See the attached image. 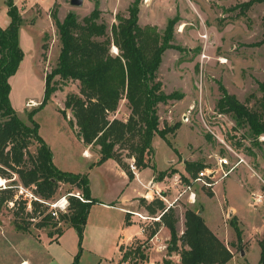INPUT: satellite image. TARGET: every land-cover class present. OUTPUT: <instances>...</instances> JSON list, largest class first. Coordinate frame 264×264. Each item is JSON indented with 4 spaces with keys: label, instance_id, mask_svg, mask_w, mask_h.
<instances>
[{
    "label": "rangeland",
    "instance_id": "rangeland-1",
    "mask_svg": "<svg viewBox=\"0 0 264 264\" xmlns=\"http://www.w3.org/2000/svg\"><path fill=\"white\" fill-rule=\"evenodd\" d=\"M13 1L15 4L18 2L17 7L25 22L19 31V45L24 57L9 81L10 99L20 120L31 125L29 113L39 104L31 107L29 103L32 100L40 104L43 102L46 76L56 67L61 50L53 13L60 21L69 13H74L82 22L84 17L98 8L102 13L99 23H105L111 35L112 26L117 24V16L127 17L128 8L134 0H84L81 7H72L70 0ZM245 1L252 0H142L139 14L142 28L152 26L163 34L168 23H173V39L170 42L173 49L164 53L157 76L163 85V92L166 95L176 94V98L160 104L158 115L160 128L179 123L180 129L167 136L170 145L160 136H155L154 151L147 158L150 165L155 166L156 172L152 168L146 169L150 195L142 198L144 203L142 200L139 203L142 214L147 217L144 223L139 222L145 234L127 246L130 251L138 246L145 250L147 261L140 260L139 264H162V260L177 264L178 258L175 256L166 257L171 232L161 224L162 212L152 214L148 209V205L156 199L161 200L160 195L165 199L164 204L172 206L176 213V231L179 236L185 230V212L192 209L201 214L211 231L221 236V241L234 253L237 264H258L260 260L261 248L256 240L264 236V135L256 143L246 128H237L230 115L219 112L217 108L222 96L221 84L252 109L262 96L259 83H264V44L258 47L252 45L264 39V4L257 0L243 16L241 5ZM8 21L6 0H0V26L4 28ZM111 53L116 55L117 48L112 47ZM53 85L58 91L46 106L36 112L33 119L39 125L43 140L47 144L46 140L50 141L48 145L52 152L55 151L57 159L64 156L65 149L76 156V163L82 164V148L77 143V135L73 134L71 127H62V117L60 119L56 114L58 108L65 109L68 95L79 92V84L63 82L57 77ZM67 115L68 120L73 119L70 110H67ZM129 116L128 104L122 100L119 110L111 117L127 121ZM226 146L239 152L247 164L238 166L229 177L217 179L212 187L197 182L198 175L189 174L187 164H201L205 167L203 170H213L218 168L220 157L236 162V157ZM93 150L98 153L99 149ZM30 151L34 153L36 147L31 146ZM122 154L124 163L131 168L135 161L126 157L127 151H122ZM139 171L136 169L132 172ZM159 172H167L163 181L157 179ZM9 177L5 179L9 180L10 185L16 176L9 173ZM188 185L196 193L195 202L189 200ZM68 188L61 185L59 192L64 194ZM95 194L100 195L96 188ZM75 195L82 196L79 191H75ZM259 196L263 197L262 203L256 201ZM20 197L15 198V201L20 200ZM52 210L58 212L54 216L57 221L68 212V209ZM100 211V207L95 205L92 218ZM14 213L15 209L7 206L0 213V264H23L24 260L27 264L73 262L80 248L74 229H68L57 243H50L48 232L52 228L38 229L36 224L39 219H36L25 223L31 233L20 232L14 224ZM234 224L242 231L241 240L238 239ZM65 226V222L60 225ZM157 227H161V230L153 239L150 236ZM137 230L134 226L130 233ZM96 233L94 231L90 237L93 249L90 248L93 251L102 248L101 258H96L82 241L80 264H120L119 243L107 239L104 234L96 237ZM232 244L235 247H231ZM249 250L247 257L246 252ZM242 251L245 252L244 256L241 255Z\"/></svg>",
    "mask_w": 264,
    "mask_h": 264
},
{
    "label": "trees",
    "instance_id": "trees-1",
    "mask_svg": "<svg viewBox=\"0 0 264 264\" xmlns=\"http://www.w3.org/2000/svg\"><path fill=\"white\" fill-rule=\"evenodd\" d=\"M256 1L241 5L243 16ZM258 2L264 4V0ZM141 3L142 0H134L128 8L127 17L117 16V24L112 26L111 35L107 25L99 23L102 13L98 8L84 17L82 22L74 13H69L63 21L53 13L61 50L56 67L46 76L45 98L38 108L29 113L31 125H27L20 120L12 106L9 83L24 57L19 45V31L25 22L15 2L6 0L10 21L6 28L0 26V175L6 178L11 173L16 178L9 188L0 191V213L4 206L9 207V203L13 202L14 207L10 209H15L16 229L31 233L25 223L39 219L36 224L38 229H53L48 232L51 242H57L67 229H74L80 248L71 264H80L84 231L91 208L98 201L92 197L88 174L63 172L57 168L51 147L40 136L39 125L33 118L58 91L53 85L57 77L63 82H77L79 92L68 95L65 109L59 111L68 120L67 110H70L73 116L68 120L71 129L86 147L99 149L100 160L95 165L109 159L115 160L129 179H133L134 174L123 159L122 151H127L126 157L135 161L136 169L152 168L156 172L155 166H151L147 159L154 151L155 136L168 142L167 136L180 129L179 123L160 128L158 115L160 104L176 98V94L166 95L163 92V85L157 76L164 53L172 48L170 42L174 28L172 21L163 34L152 26L142 28L139 24ZM262 23L264 29V15ZM263 44L264 39L252 46ZM112 47L117 48L116 55L111 53ZM259 90L261 99L252 109L221 84L222 96L217 104L219 112L230 115L237 128H246L256 143L264 135V83H259ZM122 100H126L130 109L127 121L111 117L119 110ZM31 146L36 147L34 153L30 151ZM186 166L189 174L195 177L205 168L201 164ZM166 174L159 172L158 181H163ZM8 179L12 180L13 177ZM61 185L69 187L64 194L59 192ZM20 187L31 191L41 200H33L31 210L24 197L15 201ZM75 191L81 193L82 200L75 195ZM62 196H67L69 208L57 221L50 212V204ZM142 201L145 202L144 199ZM148 209L152 214L162 212L161 224L171 232L167 255H179L178 264H228L233 259V252L195 210L185 212V230L179 236L176 231L178 218L173 208L165 211L167 206L163 200L156 199L148 205ZM62 222L66 223L65 227H60ZM125 225H130V214L126 215ZM234 228L241 240L242 231L236 224ZM158 230L159 227L150 237L153 238ZM259 246L261 254L258 264H264V236ZM231 247H235L234 244ZM120 250L121 264L147 261L142 246L131 251L130 247L121 246ZM164 262L169 264L166 260Z\"/></svg>",
    "mask_w": 264,
    "mask_h": 264
},
{
    "label": "crops",
    "instance_id": "crops-1",
    "mask_svg": "<svg viewBox=\"0 0 264 264\" xmlns=\"http://www.w3.org/2000/svg\"><path fill=\"white\" fill-rule=\"evenodd\" d=\"M16 5H18V2L16 3ZM9 21L7 22V25L4 26V28L8 26ZM32 102H34L35 105L40 104L39 102H35L33 100ZM60 109L62 110V108H58L56 114L58 115L59 118L62 117V120H60V122L62 123V127L70 128L68 120L63 115L61 116L60 114L61 112L59 111ZM73 134L76 135L74 131ZM46 141L48 142L49 145L51 144L50 141L48 140ZM77 143L82 148L81 150V155L83 157L82 164L76 163L74 161V158H76V156L73 153H71L69 150H65V149H64V156H61L59 159H57L55 155V151L53 152L54 163L57 166V168L63 172H72L76 174L89 175L91 194L92 197L98 201L95 205L99 206L101 211L100 213H97L98 216L96 215L95 218H92V210L95 205L92 206L88 217L87 225L84 231L83 244L85 245V248L88 245L89 247H87L86 249L91 250V253H93L94 256L97 258V256L101 255L100 252L102 248L98 247L97 248L98 251L92 250L93 247L90 245V237L94 231L97 232L96 237H100L101 235L104 234L106 235V237H108L107 239H111L113 240V242L119 243L120 248L121 246L127 247L136 238L137 239L143 238L145 234V229L141 228L139 222L144 223L147 220V217L144 214H142V211L140 210L139 207V203L142 200V198L145 197L147 193H149L148 186L150 185V183L148 182L149 180L146 181V177H145L146 169L140 170L138 173L133 172L134 178L129 179L126 172L121 168V166L115 160L109 159L108 161L100 165H95V163H97L100 160V157L96 151L94 150H93L94 152L91 151L94 147L91 146L86 147L79 138L77 140ZM95 188L97 192L100 193V195L95 194ZM224 190L226 192L225 188ZM127 214H130L129 226L125 225V219ZM139 216H142L145 219H142ZM134 226H136L138 230L135 233H130V229ZM160 228L161 227H159V230L156 232L155 236H157V234L160 232L161 230ZM215 234L217 235V233ZM217 236L220 239L221 236L219 235ZM243 240L246 241L247 239L243 238ZM260 240L261 239H259V241ZM259 241L256 240L258 246H259ZM50 243H55V242L50 241ZM120 248H119L118 260L121 264L122 252ZM249 253L250 250L246 252L247 257L249 256ZM241 255L244 256L245 252L242 251ZM173 256L178 258V260L176 261L178 264L180 261L179 255L173 254L172 256L167 255L166 257L170 258ZM23 262L26 263L27 261L24 260ZM234 262L235 264H237L235 256H233V259L228 264H233ZM162 264H165L163 260H162Z\"/></svg>",
    "mask_w": 264,
    "mask_h": 264
},
{
    "label": "built area",
    "instance_id": "built-area-1",
    "mask_svg": "<svg viewBox=\"0 0 264 264\" xmlns=\"http://www.w3.org/2000/svg\"><path fill=\"white\" fill-rule=\"evenodd\" d=\"M34 104H35L34 102L29 103V105L31 107H33ZM220 141L223 144H225L223 140H220ZM226 147L236 157V159H235L236 162L233 163L231 161V159H228L226 157H220L218 159V168L213 169V170L205 169L203 171H200L198 173L197 178H196L197 182H202L206 186L212 187L213 185L216 184V180L217 179H219V180L221 179L222 180L224 178H227V177H229V175H231L234 172V170L238 166H240L242 164H247L246 159L243 156H241V154L239 152H236V150L233 149L232 147H229V146H226ZM131 169H132V171H135L136 170L135 165H132ZM209 181H213V182H209ZM7 188H9V180L5 179L4 177H2L0 175V191L6 190ZM19 189L20 190H19L18 195L16 196V199H19L20 196H23V197H25V199H28V202H29L28 203V208H29V210H31L32 209L31 202L33 200H39V199L36 196H34L30 191H26L23 187H20ZM186 189L188 191H190L189 200L191 202L192 201L195 202L196 193L192 191V186L188 185L186 187ZM157 194H159V192ZM147 195H149V193H147L144 198H146ZM76 196L82 200L81 196H78V195H76ZM160 198H161V200L165 201V199H164V197L162 195H160ZM59 200L50 204V212L52 213L53 216H56L58 214L57 211L52 210L53 208L54 209L55 208H59V209L65 210V211L68 209L69 202L67 201V196H64L60 201ZM39 201H41V200H39ZM256 201H257V203H262L263 202V197L262 196L257 197ZM13 206H14L13 202L9 203V207L10 208H12ZM171 207L172 206L167 207V209L165 211H168V209L171 208ZM139 217L142 218V219H145L142 216H139Z\"/></svg>",
    "mask_w": 264,
    "mask_h": 264
},
{
    "label": "water",
    "instance_id": "water-1",
    "mask_svg": "<svg viewBox=\"0 0 264 264\" xmlns=\"http://www.w3.org/2000/svg\"><path fill=\"white\" fill-rule=\"evenodd\" d=\"M84 0H70V5L72 7H81L83 6Z\"/></svg>",
    "mask_w": 264,
    "mask_h": 264
},
{
    "label": "bare ground",
    "instance_id": "bare-ground-1",
    "mask_svg": "<svg viewBox=\"0 0 264 264\" xmlns=\"http://www.w3.org/2000/svg\"><path fill=\"white\" fill-rule=\"evenodd\" d=\"M183 28H184V26L181 27V29H183ZM223 62H225V61H223ZM34 105H35V104H34ZM24 264H26V263H24Z\"/></svg>",
    "mask_w": 264,
    "mask_h": 264
}]
</instances>
